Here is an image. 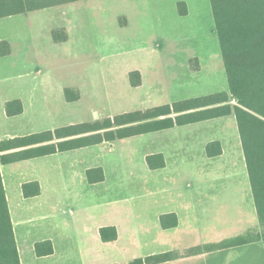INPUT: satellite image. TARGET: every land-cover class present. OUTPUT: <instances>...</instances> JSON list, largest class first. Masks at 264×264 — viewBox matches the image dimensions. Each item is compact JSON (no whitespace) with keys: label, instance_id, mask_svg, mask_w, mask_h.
<instances>
[{"label":"rangeland","instance_id":"obj_1","mask_svg":"<svg viewBox=\"0 0 264 264\" xmlns=\"http://www.w3.org/2000/svg\"><path fill=\"white\" fill-rule=\"evenodd\" d=\"M54 21L65 26L70 34V43L61 46V56L60 45L47 42L45 36ZM0 24L9 28L13 38H22L28 31L43 51L56 49L49 58L42 55V60H38L44 65L41 73L27 78L16 76L23 70L21 66L15 70L8 65L0 68V86L28 88L29 92L22 93L28 104L24 115L33 129L43 127L33 122L44 117L37 106L39 101H45L42 92L45 87L49 103L43 111L49 117L43 122L57 127L69 121L104 123L109 117L125 112L229 90L210 0H85L59 11L47 9L15 15ZM39 34H44L42 42L36 41ZM14 50L17 56L18 46ZM34 63L37 62L29 58L21 64L24 68ZM136 70L140 72V84L134 86L137 76L131 73ZM65 89L72 90L70 96L79 94V98L68 102ZM107 130L111 128L97 132ZM215 140L222 143L223 153L210 157L206 146ZM102 144L109 145L108 151L100 150ZM158 152L165 154L167 164L161 170H151L146 158ZM72 154L76 169L71 173L78 182L84 180L87 167L104 169L103 182L92 186L82 182L80 189L83 196L87 192L89 199L104 201V204L94 202L93 212L106 210L107 200L111 212H117L121 204L148 230L143 238L123 235L120 245L111 248V259L124 263L165 247L184 249L218 242L252 225L247 189L250 182L234 114L160 132L105 139ZM171 182L189 184L192 191L197 182L209 183L211 189L197 190L211 198L206 199L210 204L204 205L208 211L199 228L184 222L185 229L154 235L155 216L162 209L155 204H160L159 197L171 198L170 195L176 194L169 189L158 194L155 191ZM239 190L248 199L246 210L241 205L217 202L218 198ZM230 209L236 210L232 223L219 225L215 220L221 223L220 218L229 215ZM225 260L227 263H223ZM207 264H264L263 244H252L234 260H228L225 253L213 254Z\"/></svg>","mask_w":264,"mask_h":264},{"label":"crops","instance_id":"obj_2","mask_svg":"<svg viewBox=\"0 0 264 264\" xmlns=\"http://www.w3.org/2000/svg\"><path fill=\"white\" fill-rule=\"evenodd\" d=\"M82 1L85 0H79L58 6L38 9L35 11H30L17 15L30 14L32 12L47 9H54L55 11H59L60 9H65V7H68V4H75ZM12 16L15 15L0 18V23L6 19L11 18ZM58 30H60L61 32H59ZM9 31V28H6L5 26H2L0 24V41H7L10 45V53L8 55L0 56L1 70H3L4 67H6L7 65L13 68L12 70L19 69L21 66V70H23L19 73H16V76H20L21 79L32 76L37 72L41 73V69L44 65L41 61L38 60H42V55H47L46 58H49L50 53L56 52V49H54V51L50 49L49 53H47L43 51L39 44L35 43L34 40H32V36L30 37L28 31L24 32L22 38L19 37L18 39H16V37L13 38ZM56 31H58V39H56L54 35ZM43 35L39 34L37 37H35L36 41L38 40L39 42H42ZM45 36L47 37V42L60 45V56L62 55L61 46L70 43L69 30H67V28L65 26H62L60 23H55V21L54 23L50 24ZM72 44L75 45L74 42H72ZM15 46H18L20 52L17 56H15ZM29 58L34 59L37 63H34L29 67L25 66L24 68H22V61L29 60ZM36 67H38V69H35ZM31 89L34 92V88ZM25 91L29 92L28 88L24 87V85L0 86V144L4 143L5 141H12L17 137L28 136L46 131H54L55 129L63 126L78 124V122L76 121H69L65 125H60L57 127L55 124L52 126H47L48 124L43 122L44 119L49 117L43 111L47 108L46 103H49L47 101L46 94V92L48 91L45 87L42 90V92L45 93V101H39L40 104L39 106H37V108L40 107V109H42L40 114L43 113L44 117L43 119L39 120L40 122H33L35 125L41 123L40 125H42L43 127H41L40 129H33L35 127H32L31 121L27 122L28 116H25V113L28 109L27 101L22 96V93H24ZM16 99L22 102L24 110L21 114L18 115H8L6 110V104L7 102ZM75 100L76 99H68V102H73ZM51 124L53 123H50V125ZM177 127L181 126H175L173 128L164 130H170ZM76 137L78 136L65 137L64 139H55L53 141H48L37 145H29L27 147H11L10 149L0 150V156L19 152L24 149H30L42 144L57 143L61 140H71ZM93 145L95 144L86 145L80 148L75 147L63 151H57L51 154L31 157L28 159H23L1 165V174L3 177V183L5 187L6 197L10 210L11 220L13 223V229L15 233L21 264H123L122 262H119V259L110 258L111 248L113 247V245L119 244L123 235L126 237L136 235V237L138 236L140 238H143L145 233H147L148 230L137 222L138 218H134V215L131 212H126L125 208H123V206H120L121 204H119L117 212H111V210L109 209V206L111 204L107 200L105 203L106 210L102 208L98 212H93L94 202H101V204H104V201H97L94 198H92V200L89 199V195L87 194V192H85L84 196L82 195V191H80L81 187H83L82 182L86 186H92L101 183L105 180V177L103 181L99 182H91L88 180V170L98 167H87L85 169V176L82 182H78L72 176L71 171L74 172L76 169L74 168L75 165L73 166L74 162L71 161V157H73L72 153H77L79 149L88 148ZM103 145H107V150H101V146ZM101 146L100 150L102 152L108 151V144H102ZM153 154H162L165 163L164 166L161 168L150 169L156 171L163 169L167 164L165 154L163 152H158L149 155ZM68 171L69 174H67ZM103 173L105 176L104 169ZM246 175V177H248L249 179L248 171H246ZM32 182L39 183L40 192L37 194L33 193V191H35L36 189V187L33 186L32 188H30V195L27 196L24 193V185ZM173 183L174 182L166 184L165 186L160 187L159 190L155 191V193L158 194V192L160 191L161 193L163 189H169L167 191H175L176 194L175 196H173L174 198L171 195V198H167L166 196L159 197L160 204H155L162 209L158 213V215L156 214L155 216L157 230L155 231V234L153 233L154 235H159L160 231L164 233L173 234L175 230L184 228V222L190 223L192 227L197 226V228H199L200 222L204 221L205 219V212L208 211V209L204 205L210 204L206 201H210L211 198L202 196L203 194L207 193H198L197 190H206L209 188L211 189L209 183L197 182V187L193 191L190 190L191 188L189 184ZM235 184L236 186H238V183ZM247 189L249 194L248 199L251 202V209L249 208V213L251 214L250 223L252 224L249 228H251L258 224V217L252 195L251 183L250 188L247 183ZM177 194H179L178 197L176 196ZM184 195L185 197H183ZM248 199H246V197L243 196V193L239 190L236 192H229L225 198H218L217 202H219L220 204H226L227 206L241 205L242 207H244L245 201H247ZM190 204H192V208H190L189 210L188 206ZM244 209L246 210V207H244ZM229 211V215H224L223 218H220L221 223L218 220L215 221L222 226H225L229 223L231 224L233 221L232 219L235 216L234 212L236 210L230 209ZM170 213H175L177 215L178 225L171 228H163L160 223V217L163 214ZM209 214H211V212ZM187 216L188 220L186 219ZM210 219L211 216H208V220ZM110 226L116 228L117 238L112 241H105L102 239L101 229ZM121 245H123V248H126L125 244ZM251 245L252 244H247L243 246L206 252L195 256L179 258L162 264H207L208 257L212 256L213 254L222 255L224 253L228 260H234L240 256V253L243 249H248ZM181 248L182 249L167 247L166 249L165 247V249H162L160 251L155 250L153 252H150L149 254L151 255L161 252L177 250L182 251L187 249H183V247ZM50 249H52V251H50ZM223 263H227V261L225 260L223 261Z\"/></svg>","mask_w":264,"mask_h":264},{"label":"trees","instance_id":"obj_3","mask_svg":"<svg viewBox=\"0 0 264 264\" xmlns=\"http://www.w3.org/2000/svg\"><path fill=\"white\" fill-rule=\"evenodd\" d=\"M75 1L79 0H0V18ZM210 1L228 78V91L125 112L113 118L109 117L104 123H78L63 126L54 131L17 137L0 144V150H4L78 136L71 140L42 144L0 156V264H21L1 174L2 164L98 144L105 139H123L232 114L236 118L239 130L258 224L239 235L219 242L193 246L182 251L151 254L123 264H162L183 257L258 242H261L264 247V0ZM54 35L56 39L59 38L57 31ZM9 53V42L0 41V56ZM134 75L137 76V81H134L133 85L137 86L140 84V72L133 71L131 76ZM71 91L66 89L68 99H78L79 94L70 96ZM231 100L235 102L231 103ZM6 110L8 115H18L24 109L22 102L16 99L7 102ZM115 126L117 128L113 129ZM107 128L111 130L104 133L97 132ZM221 153L222 144L219 140L207 145L209 156L213 157ZM146 160L151 169L161 168L165 163L162 154L148 155ZM87 175L91 182L103 181L105 177L100 167L88 170ZM33 186L36 187L33 193L40 192L39 183L32 182L24 185L25 195H30L29 191ZM160 223L163 228L175 227L178 225L177 215L163 214L160 217ZM101 235L103 240L112 241L117 238V230L113 226L105 227L101 229Z\"/></svg>","mask_w":264,"mask_h":264},{"label":"water","instance_id":"obj_4","mask_svg":"<svg viewBox=\"0 0 264 264\" xmlns=\"http://www.w3.org/2000/svg\"><path fill=\"white\" fill-rule=\"evenodd\" d=\"M97 113H95V116H96ZM101 150H107V145H103L101 146Z\"/></svg>","mask_w":264,"mask_h":264}]
</instances>
